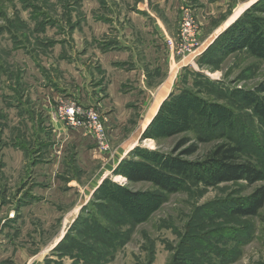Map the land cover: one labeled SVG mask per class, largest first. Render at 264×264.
<instances>
[{"label":"rangeland","instance_id":"rangeland-1","mask_svg":"<svg viewBox=\"0 0 264 264\" xmlns=\"http://www.w3.org/2000/svg\"><path fill=\"white\" fill-rule=\"evenodd\" d=\"M256 2L243 20L247 30L237 41L232 42L231 36L216 40L197 56L195 64L180 72L185 80L180 91L188 93L180 103L186 106L179 104L174 112L166 111L167 107L162 118L171 120L158 124L174 129L149 130L153 136L143 135L124 157L155 166L163 157L201 161L217 144L228 142L241 147L240 159L251 161L262 171L261 177L253 183L239 180L210 186L191 179H164L174 187L171 191L148 181L128 182L115 170L100 179L102 165L117 144L108 139V148L102 151L89 134L66 126L56 115L68 95L52 88L54 82L61 88L68 87L70 80L81 82L73 64L63 59L79 58L78 64L85 65L91 53L88 43L92 38L101 41L107 29L95 12L117 11L120 2L0 0V168L6 173L0 178L4 184L0 260L24 264L20 257L5 258L14 250L22 255L37 253L34 261L43 260V264H168L173 257L193 264H264V203L255 215L233 212L237 206L246 207L247 198L264 187V125L245 99L264 101V92L257 90L264 81V0ZM191 11V5H179V28L185 13L196 21ZM222 16L209 21L216 23ZM179 28L174 40L179 39ZM94 109L103 121L102 110ZM55 120L66 130H57L52 125ZM182 138L187 141L177 148ZM191 144L197 149L184 154ZM12 163L17 167L12 168ZM16 168L30 172L28 185L40 181L54 183L56 188L47 195L50 202L44 209L33 202L20 211L19 219L5 199H13L16 176L10 173ZM53 171L65 178L52 176ZM48 173L47 179L42 176ZM68 177L74 181L65 189ZM91 180L98 183L95 191L109 180L140 193L135 214L126 221L122 215L108 213V207L116 204L108 194L94 196L93 191L85 199ZM81 199L86 200L82 209L70 208ZM91 217L100 228L88 226ZM14 218L15 228H11L8 220ZM105 226H110L111 237Z\"/></svg>","mask_w":264,"mask_h":264},{"label":"crops","instance_id":"crops-1","mask_svg":"<svg viewBox=\"0 0 264 264\" xmlns=\"http://www.w3.org/2000/svg\"><path fill=\"white\" fill-rule=\"evenodd\" d=\"M256 1L118 0L120 5L117 11L110 9L95 12L98 15L96 17H100L99 21L107 25V29L101 41L92 38L91 43H88L91 53L90 56H87L85 65L78 64L79 58L63 59L73 64L72 66L75 67L73 72L78 74L81 82L76 83L77 81L70 80L71 84L68 87L64 84L62 88L54 82L51 87L57 92L58 90L60 92L67 91L68 101L74 100L80 105L102 110L109 142L112 141L117 145L111 158L103 163L98 174L100 179L115 170L126 152L142 138L161 105L169 98L179 94L180 82L185 81L184 75L180 76V72L185 69V66L195 64L197 56L205 51L207 46L212 44L245 9ZM182 3L191 5V9H193L191 12L198 23V31L194 37L192 51L183 56H175L166 48L165 40L175 39L174 35L177 34L179 28V13L177 11ZM220 16L222 17L216 23L209 21L210 18L216 19ZM86 52L88 50L83 53ZM52 125L57 130L62 129L59 120L52 122ZM64 129L66 130V128ZM64 129L62 130L64 131ZM120 131L124 132V134L121 133V139L117 136L120 135ZM11 166L12 168L13 166L17 167L13 163ZM10 174L13 178L16 176V183L14 181L12 187L15 192L11 202L8 197L5 199L9 206H14L17 211V219L21 215L20 211L28 210L33 202L37 204V208L43 209L50 202L47 195L50 190L56 189L54 183L33 181L28 185L27 179H30V172H20L17 168L13 169ZM53 175L61 179L65 178L57 175L56 171L52 172ZM5 176L6 173L0 168V178ZM42 176L47 179L51 175L48 173ZM66 181L67 187L64 188H71L73 177H68ZM87 183L83 196L85 199L89 198L98 184H93V180ZM2 184L0 181V191L3 197ZM1 200V203L4 202L3 199ZM85 201L77 200L70 208L78 210ZM15 220V218L8 220L11 222L8 224L11 225V228H15ZM3 229L4 225H1L0 232ZM36 255L37 253L27 254L26 252L22 255V252L12 250L10 253H6L5 258L20 257L25 259L24 264H43V260L34 261ZM0 264L14 263L10 259H4L0 260Z\"/></svg>","mask_w":264,"mask_h":264},{"label":"trees","instance_id":"trees-1","mask_svg":"<svg viewBox=\"0 0 264 264\" xmlns=\"http://www.w3.org/2000/svg\"><path fill=\"white\" fill-rule=\"evenodd\" d=\"M253 5L254 4L247 8L245 12H243L221 35L218 36L216 40H223L224 38L231 36L232 42L237 41L239 36H242L243 32H246L247 30V23H245L243 20L248 18L250 9ZM214 42L212 44H214ZM257 90L259 92H264V81L257 86ZM185 94L188 95V93H185V91L182 90L179 92V94L169 98L168 101L164 102L161 105L157 115L154 117L150 126L145 130L143 134L145 137L153 136L151 132H148L149 130L154 128L159 127L163 131L174 129L173 126H158V124L160 120L162 121V119H168V122L171 120L170 118H162L163 112L167 107L169 108L166 111L174 112L176 106H178L179 104L181 107L182 105L186 106V104L180 103L183 102ZM246 98L247 102L252 105L254 113L258 116V118L264 125V101H259V99L255 97H245V99ZM189 113L190 111H188L187 114ZM143 135L142 137H144ZM200 140L202 139L200 138ZM186 141L187 138H182L181 140H179L176 144L177 148L182 146ZM196 149L197 145L191 144L187 149H185L184 154H190ZM240 152L241 147L239 145L223 142L217 144L214 148H212L206 154V157L201 161L184 160L178 157H163L158 162V165L155 166L148 163L142 164L134 162L133 160H127V158L124 157L115 168V172L123 175L128 182L148 181L157 184L163 189L171 191L174 190V187H169L167 185V182H164V179L175 180L176 178H179L185 181L187 179H191L194 182H201L209 186L229 181L245 180L249 183H253L259 180L262 171L257 168L251 161L240 159ZM110 183L111 182H109V180H103L101 185L96 189L97 191L94 190L93 195L95 196L100 192L113 196L121 206L112 199L116 204L114 207H108V213L109 211H111L112 215H115L117 213L118 215H122V217L126 220L130 216V214H135V211L138 208V202L135 201L137 200V196L140 195V193L131 191L124 186H120L117 184L112 185ZM115 193H117L118 196H114L113 194ZM246 201V207L237 206L233 209V212L237 215H255L258 209H260L264 203V187L257 188L253 192L251 197L247 198ZM79 216L80 214H78V216L75 218L74 223L75 221H77ZM92 218L93 217H91L90 220L87 219V221L89 220L88 226H90L92 229L100 228L98 227L96 221ZM116 222L120 223L121 221L116 220ZM72 226L70 227V229L72 228ZM113 226L117 225L115 224ZM104 228H106V234L111 237L112 232L110 230V226H105L103 227V229ZM92 238H94V236H92ZM168 264H193V262L187 259L173 257Z\"/></svg>","mask_w":264,"mask_h":264},{"label":"built area","instance_id":"built-area-1","mask_svg":"<svg viewBox=\"0 0 264 264\" xmlns=\"http://www.w3.org/2000/svg\"><path fill=\"white\" fill-rule=\"evenodd\" d=\"M198 31V23L192 15L185 13L180 22L179 39L165 40L166 48L175 54H185L192 51L194 36ZM56 115L70 126L89 134L100 150L108 148L106 127L93 107L82 106L74 101H68L57 107Z\"/></svg>","mask_w":264,"mask_h":264},{"label":"bare ground","instance_id":"bare-ground-1","mask_svg":"<svg viewBox=\"0 0 264 264\" xmlns=\"http://www.w3.org/2000/svg\"><path fill=\"white\" fill-rule=\"evenodd\" d=\"M51 246V245H50Z\"/></svg>","mask_w":264,"mask_h":264}]
</instances>
